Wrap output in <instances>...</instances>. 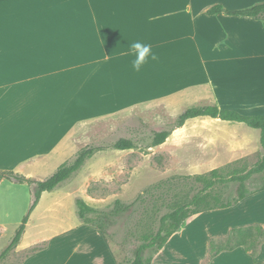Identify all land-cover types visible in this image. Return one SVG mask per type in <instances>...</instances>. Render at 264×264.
Wrapping results in <instances>:
<instances>
[{"label": "crops", "instance_id": "crops-1", "mask_svg": "<svg viewBox=\"0 0 264 264\" xmlns=\"http://www.w3.org/2000/svg\"><path fill=\"white\" fill-rule=\"evenodd\" d=\"M262 1L0 0V170L46 178L73 159L76 140L68 137L85 121L197 79L218 81L231 92L234 100L223 109L264 114V19L207 13L218 4L237 10ZM136 40L150 43L158 57L139 73L127 44ZM60 185L42 194L16 247L44 242L43 248L19 264H118L99 226L79 217L71 223L61 216L47 222L43 214L34 219ZM62 193L76 207L71 191ZM32 202L29 184L0 176V254L10 231L7 216L16 206L24 218ZM255 225L264 228V187L233 206L192 215L151 264H264V244L257 255L240 245L209 258L212 241Z\"/></svg>", "mask_w": 264, "mask_h": 264}, {"label": "rangeland", "instance_id": "rangeland-1", "mask_svg": "<svg viewBox=\"0 0 264 264\" xmlns=\"http://www.w3.org/2000/svg\"><path fill=\"white\" fill-rule=\"evenodd\" d=\"M232 100L231 92L218 81L197 79L169 95L150 96L126 110L85 121L68 137L76 140L71 161L85 148L100 147L101 150L48 196L34 219L41 214L48 217L47 222H54L60 216L67 223L78 218L75 204H67L70 202L64 199L63 189H69L76 198H83L99 210L112 209L120 199L130 205L125 212L111 218L90 214L89 219L103 226L117 259L126 261L145 234L170 226L169 219L163 224L162 220L176 204L189 202L196 194L202 196L212 170L218 169L226 177L225 182H217L208 190L212 196L231 200L243 185L247 191L263 188L264 141L260 129L219 118H195L173 130L165 143L152 146L154 131L172 129L176 118L187 108L208 104L223 108L231 105ZM121 137L133 140L135 147L116 149L114 144ZM246 175L248 178L242 181ZM57 195L60 196L53 199ZM59 200H63L65 207L59 205ZM24 201L22 197L21 203ZM29 204L25 203V210ZM18 210L15 206V213L7 216L10 231L6 233L4 247L14 235L17 222L23 220ZM32 233L34 229L30 231V238ZM29 236L21 244H27ZM247 238L242 235L240 240ZM43 244L18 247L2 264H19L31 248ZM153 253L152 249L148 250L147 262Z\"/></svg>", "mask_w": 264, "mask_h": 264}, {"label": "trees", "instance_id": "trees-1", "mask_svg": "<svg viewBox=\"0 0 264 264\" xmlns=\"http://www.w3.org/2000/svg\"><path fill=\"white\" fill-rule=\"evenodd\" d=\"M220 12H225L226 14L230 15L251 16L257 19H264V1L237 10L226 9L224 6L219 4L212 6L207 10V13L211 15ZM202 117L219 118L225 121L240 122L250 126L251 128L260 129L262 132V140L264 141V114L246 115L233 109H223L217 104H208L202 106H193L184 110L176 118L175 126L172 129L155 130L153 134L152 146L165 143L171 136L173 130L184 126L188 120ZM114 147L119 150L132 149L135 147V143L129 138L121 137L115 142ZM97 150H101V148L88 147L83 149L73 161L62 164L52 175L46 178L28 177L25 174L18 173L13 170H0L1 177L13 182L27 183L31 186L33 192V202L24 216L21 224L17 228L13 238L0 254V264L3 260H6L12 250L20 244L25 233L27 223L29 222L30 215L38 205L42 194L46 191H52L56 189L61 183L71 178L86 164L88 159L94 155ZM210 175L211 178L206 179L205 191L201 192L202 196L200 194H196L193 196L191 201L176 204L173 210L167 213L162 220L163 224L165 223V219H169L170 226L167 229H164L162 226L156 233L150 232L145 234L142 243L136 245L133 248L132 257L126 261L119 259L118 264H151L153 257L160 252L168 239L174 233L180 231L192 215L207 210L233 206L247 196L249 191L246 190L244 185L241 186L237 197L234 199H221L219 196H212V194L208 193V190L212 189L217 182H225L226 177L220 175L218 169L212 170ZM201 177L202 176L199 178ZM247 178V175L243 176L242 181H245ZM200 201H202V203H200ZM129 206L130 205L125 204L120 199H117L112 209L99 210L90 206L81 197L76 199L77 215L81 221L99 226L101 229H103L108 240L110 237L103 226L89 219V215H104L111 218L125 212ZM242 235H245L246 238L248 237L247 240H240ZM263 244L264 228L262 226L255 225L251 227L235 229L228 237L221 240L212 241L209 258L214 257L221 251L232 249L240 245H244L245 248L253 255H257L260 246ZM42 248L43 246H35L31 248V251L28 253V255ZM149 249H152L154 253L151 259L147 262L146 256Z\"/></svg>", "mask_w": 264, "mask_h": 264}, {"label": "clouds", "instance_id": "clouds-1", "mask_svg": "<svg viewBox=\"0 0 264 264\" xmlns=\"http://www.w3.org/2000/svg\"><path fill=\"white\" fill-rule=\"evenodd\" d=\"M113 30H117L112 28ZM120 30V29H119ZM121 31V30H120ZM122 35L123 32L121 31ZM128 43V54L133 57L131 60L132 69L139 73L143 67L149 63V61H156L158 59L156 53L153 51L150 43H145L140 40L127 41ZM114 54V51L112 55Z\"/></svg>", "mask_w": 264, "mask_h": 264}]
</instances>
